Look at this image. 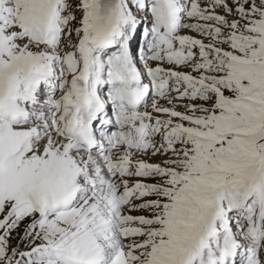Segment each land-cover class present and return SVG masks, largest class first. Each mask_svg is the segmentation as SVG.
I'll use <instances>...</instances> for the list:
<instances>
[{
	"label": "snow or ice",
	"instance_id": "obj_1",
	"mask_svg": "<svg viewBox=\"0 0 264 264\" xmlns=\"http://www.w3.org/2000/svg\"><path fill=\"white\" fill-rule=\"evenodd\" d=\"M0 264H264V0H0Z\"/></svg>",
	"mask_w": 264,
	"mask_h": 264
}]
</instances>
